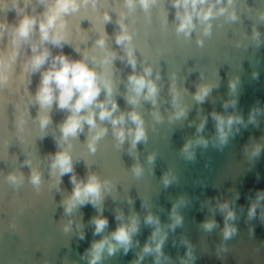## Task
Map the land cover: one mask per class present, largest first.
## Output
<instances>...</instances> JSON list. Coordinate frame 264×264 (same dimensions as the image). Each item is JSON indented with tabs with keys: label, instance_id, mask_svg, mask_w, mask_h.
Instances as JSON below:
<instances>
[{
	"label": "water",
	"instance_id": "obj_1",
	"mask_svg": "<svg viewBox=\"0 0 264 264\" xmlns=\"http://www.w3.org/2000/svg\"><path fill=\"white\" fill-rule=\"evenodd\" d=\"M50 3L0 0V264H89L87 250L92 243L136 217L139 231L127 254L123 248L111 256L105 251L97 262L132 264L146 242L154 246L149 238L156 225L145 223L149 213L160 221L156 239L167 234L159 264H264V200L258 202L256 215L248 216L257 191L264 189V0H232L231 4L209 0L214 12L221 7L226 11L205 23L194 21L195 28L187 36L177 32L179 21L172 0H156L148 9L140 0H133L131 6L127 0H96L95 5L92 0H81L79 10L64 17L67 43L63 49L50 43L41 47L49 48L53 56L62 51L74 59L87 53L89 64L98 69L108 52L115 53L106 66L118 104L114 115L137 111L147 135L146 141L133 148L129 137L120 143L111 123L97 116L98 128L107 132L96 142L95 152L88 142L98 128L89 131L85 124L77 137L62 139L60 124L69 115L66 110L53 106L50 123L43 128L40 124L42 110L35 99L40 72L29 68L31 46L40 45V33L37 26L25 41L15 29L24 16L42 19ZM105 13L111 16L110 22L105 21ZM118 21L131 36L124 45L116 43V34L121 32ZM101 35H105L104 48L96 44ZM129 47L136 58L135 69L127 62ZM146 67H151L148 78L158 89L156 103L141 96L132 105L127 100L134 94L128 76L143 74ZM230 81H236L234 92ZM201 85L211 86L203 103L194 96ZM173 87L177 104L186 113L180 118L175 116L179 108L172 103ZM104 98L101 92L99 99ZM232 100L236 104L225 108ZM253 108L259 111L255 123H250ZM213 112L243 118L242 124H233L225 144L218 140ZM202 121L204 128L197 132ZM124 127L135 125L127 121ZM198 137L207 140V146L193 144L194 156L188 159L183 145ZM257 144L261 150L254 156ZM60 149L71 153L78 180L96 173L109 182L102 204L65 211L64 201L73 189L72 173L61 177L58 170L54 172L49 155ZM134 165L142 169L138 177ZM33 172L39 174V184L32 182ZM10 175L16 180H10ZM225 201L235 212V219L228 223L236 232L228 239L223 235L227 210L221 212L219 207ZM173 205L182 217L174 229L170 227ZM97 215L109 221L100 235L93 234L91 223ZM206 220L216 221L211 231L202 226ZM140 264H156L155 253L145 254Z\"/></svg>",
	"mask_w": 264,
	"mask_h": 264
},
{
	"label": "clouds",
	"instance_id": "obj_2",
	"mask_svg": "<svg viewBox=\"0 0 264 264\" xmlns=\"http://www.w3.org/2000/svg\"><path fill=\"white\" fill-rule=\"evenodd\" d=\"M81 0H52V3L48 4L47 10L43 14V18L37 20L33 16H24L19 24L16 26L15 32L19 38L28 41L33 31L37 28L40 33V45L32 44L33 55L29 61V68L32 73L40 72V82L35 93V99L42 110L40 114L41 127H46L51 117L49 111L53 106L57 107L61 111L66 110L69 115L60 124L62 133V139L68 141L70 137H77L79 133L84 130L85 124L89 127V131L97 129V116L100 121H108L113 127V134L120 143H123L126 136L130 138L133 148L136 147L138 142L146 141L147 135L144 128V122L142 116L135 110H131L127 113L121 112L118 116L114 113L118 110V104L112 96L113 85L110 79L107 65L112 62L115 57V53L108 52L102 60L99 61L101 68L98 69L91 66L88 62L87 53H84L81 58L74 59L62 51L60 54L53 56L49 48L41 47V45L52 44L53 46L63 49L64 44L67 43L64 28L66 21L64 17L79 10ZM87 3L88 0H83ZM96 0H92L95 5ZM133 0H127L129 6L132 5ZM216 3H221V0H215ZM140 3L145 9L151 4L156 3V0H140ZM231 4L232 0H228ZM207 5V7H205ZM172 6L175 11V19L179 21L177 25V32L184 33L185 36L189 35L195 28V22L205 23L217 14H223L226 9L221 7L218 11H213L215 5L210 4L209 0H172ZM106 22L111 21V16L108 13L104 14ZM231 18L235 19V13L231 14ZM121 32L116 34V43L118 45H124L126 42H130L131 36L125 30V25L122 21H118ZM211 25L208 24L204 31L205 34H209ZM106 35V34H105ZM105 35H101L96 44L104 48L105 47ZM78 51V49H77ZM127 51V62L135 69L136 58L133 55L132 49L129 47ZM51 58V60H50ZM50 60V64H49ZM93 63H96V58L92 57ZM46 64L49 67L41 72ZM152 72L151 67H146L143 74H137L135 72L129 74L128 84L130 91L134 93L127 97L128 103L136 105L139 102L141 96L144 100H150L153 104L156 103V97L158 89L153 80L149 79ZM258 74L253 73V78H257ZM230 89L234 92L236 90V81H230ZM211 91V86L201 85L198 87L194 96L195 99L203 103L206 96ZM101 92H104L105 98L99 99ZM173 99L172 103L178 107L179 110L175 113L176 118L184 116L185 109L179 107L177 104V96L175 87L172 89ZM228 103L233 106L236 104L235 100L226 102L225 108L228 107ZM110 105V107H109ZM96 109H99L97 112ZM258 108H253L248 120L250 123H255V113L258 112ZM156 118L159 119L158 114ZM212 118L215 121V127L217 137L220 144L227 143L228 136L232 131L233 124H242L243 118L240 115H228L224 116L219 113L213 112ZM127 121H131L135 125L134 128H125L124 125ZM204 121L197 127V132H200L204 128ZM106 128H98L95 134L91 136L89 140V149L92 152L96 150V142L105 135ZM208 141L203 137L197 139L188 140L182 148V152L188 159H192L194 153L190 151L193 144L207 146ZM261 145L257 144L252 150V154L259 155ZM51 168L55 172L58 170L59 175L62 177L65 174L72 173L70 181L73 185L71 195L64 201L65 211L71 212L78 206L91 204L94 208L102 204L104 199L103 193L107 189L109 182L102 181L96 173L87 174L86 179H77L74 173V165L72 156L66 149H60L57 152L50 153ZM153 159L149 156V160ZM133 172L138 177L142 173V169L139 165L133 166ZM32 182L39 184L40 176L38 173L33 172ZM10 180L15 181L14 175L9 176ZM165 186H168L170 181L167 177L164 180ZM264 200V189L258 190L255 202L250 203L248 216L252 218L256 215L257 204L259 201ZM221 212H225V226L223 235L225 239L230 238L235 232L234 225L228 223L230 220L235 219V212L229 207L227 201L219 205ZM176 206L173 205L172 217L174 223L170 225L173 229L182 223V217L175 211ZM98 211H102L98 209ZM121 214L117 215V220H120ZM94 224V235H100L108 227V219L103 215L94 216L91 220ZM145 223L149 225H156L155 231H153L150 241L146 242L143 247V252L139 254L138 258L132 262V264H140V261L144 258L145 254L155 253L156 264H159L161 256L164 255L162 246L166 239V233L160 236L157 240V236L161 232L159 218L149 213L145 218ZM203 228L207 231H211L216 226L215 220H206L203 222ZM139 231L138 221L136 217H132L131 221L127 224L119 223L114 231L109 235L103 236L101 239L94 241L91 247L87 250L90 257L89 264H97L98 261L103 259V254L107 251L108 255H113L119 248H123L125 254L132 247V237ZM80 238H84V234H80ZM187 255L191 258L192 253L189 250Z\"/></svg>",
	"mask_w": 264,
	"mask_h": 264
}]
</instances>
